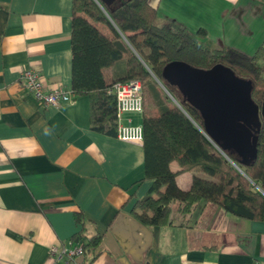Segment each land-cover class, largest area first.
<instances>
[{
	"label": "crops",
	"instance_id": "crops-1",
	"mask_svg": "<svg viewBox=\"0 0 264 264\" xmlns=\"http://www.w3.org/2000/svg\"><path fill=\"white\" fill-rule=\"evenodd\" d=\"M149 3L158 23L203 30L217 47L253 55L264 44L263 0ZM72 9V0H0V264H48L51 246L71 247L81 244L79 234L95 233L102 241L90 264H118L125 253L110 226L120 212L132 215L153 183L142 142L91 127L89 95L41 105L19 82L29 68L46 88L72 92ZM96 26L112 37L106 25ZM106 68L108 80L124 74L123 61ZM157 114L151 99L142 112L122 113L120 123L142 125L143 115ZM169 166L180 169L175 161ZM194 175L205 176L178 172L176 184L187 190ZM172 213V225L149 227L144 264H264V221L205 200L185 217Z\"/></svg>",
	"mask_w": 264,
	"mask_h": 264
},
{
	"label": "trees",
	"instance_id": "trees-1",
	"mask_svg": "<svg viewBox=\"0 0 264 264\" xmlns=\"http://www.w3.org/2000/svg\"><path fill=\"white\" fill-rule=\"evenodd\" d=\"M264 1V0H263ZM71 86L74 94L90 97V122L95 130L116 134V98L108 92L114 81L142 82L157 109L156 116L143 115L142 128L146 177L153 180L147 194L136 201L132 216L146 227L172 225V203L185 217L199 201L222 207L233 215L264 221V122L258 134L257 156L242 165L232 151H221L204 133L199 112L186 103L176 87L162 77L163 66L173 60L207 69L215 64L231 68L252 81L251 97L260 107L264 96V44L253 55L230 47H217L205 32H191L174 22L158 23L149 0H72ZM96 23L108 27L105 35ZM124 62V74L108 80L103 69ZM161 83L180 106L164 93ZM179 171L173 172L170 163ZM200 171L189 189L178 187L175 176L183 171ZM83 224V214L75 213ZM85 262L98 255L102 235L77 236ZM75 264V263H67Z\"/></svg>",
	"mask_w": 264,
	"mask_h": 264
},
{
	"label": "water",
	"instance_id": "water-1",
	"mask_svg": "<svg viewBox=\"0 0 264 264\" xmlns=\"http://www.w3.org/2000/svg\"><path fill=\"white\" fill-rule=\"evenodd\" d=\"M100 1L109 5L113 0ZM162 77L199 112L204 133L221 151H232L242 165L255 160L260 117L264 122V96L259 107L251 97L250 79L236 75L220 63L203 69L179 60L166 63ZM110 231L125 253L118 264H131L128 257L134 264H144L145 253L152 244V231L148 227L129 213L120 212ZM83 260L81 255L75 261L81 264Z\"/></svg>",
	"mask_w": 264,
	"mask_h": 264
},
{
	"label": "built area",
	"instance_id": "built-area-1",
	"mask_svg": "<svg viewBox=\"0 0 264 264\" xmlns=\"http://www.w3.org/2000/svg\"><path fill=\"white\" fill-rule=\"evenodd\" d=\"M19 82L23 88L31 92L33 97L41 105H58L61 101H72V92L62 87L48 89L40 74L32 69L25 68L19 74ZM164 90L170 95L166 88L159 82ZM108 92L116 98V136L122 141L142 142L143 128L140 124L120 123V115L124 112H142L144 109V97L142 82L137 79L126 81H114L108 88ZM175 104H177L174 101ZM83 255L81 244L71 247L51 246L49 248L48 264L75 263L76 258Z\"/></svg>",
	"mask_w": 264,
	"mask_h": 264
},
{
	"label": "rangeland",
	"instance_id": "rangeland-1",
	"mask_svg": "<svg viewBox=\"0 0 264 264\" xmlns=\"http://www.w3.org/2000/svg\"><path fill=\"white\" fill-rule=\"evenodd\" d=\"M107 70H108V68H104V70H103L104 73H106ZM159 88H160L162 94L164 93L165 95L169 96V94L164 90V88L160 84H159ZM143 97H144V103L150 105L151 104V96H150L149 92L147 90H145V89H144ZM171 207H172V211H173L172 214H174V212L176 210V207H177V202L172 203Z\"/></svg>",
	"mask_w": 264,
	"mask_h": 264
}]
</instances>
